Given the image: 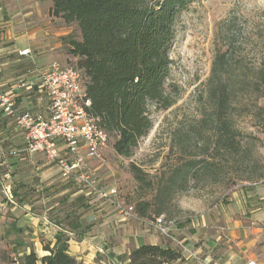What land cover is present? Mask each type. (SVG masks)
<instances>
[{
    "label": "crops",
    "instance_id": "0c3cea01",
    "mask_svg": "<svg viewBox=\"0 0 264 264\" xmlns=\"http://www.w3.org/2000/svg\"><path fill=\"white\" fill-rule=\"evenodd\" d=\"M52 4L0 0V89L10 93L19 111L44 117L50 115V101L39 73L54 61L67 63L64 37L71 33L51 14ZM103 161H89L86 170L100 186ZM78 173L63 178L56 162L30 153L15 119L0 108V250L19 257L35 250L41 257L63 233L69 253L84 264H130L132 250L143 244L176 248L178 241L188 249L182 252L184 264H264V180L234 191L190 226L173 225L169 237L143 225L142 218L120 215L85 188Z\"/></svg>",
    "mask_w": 264,
    "mask_h": 264
},
{
    "label": "trees",
    "instance_id": "16d2710c",
    "mask_svg": "<svg viewBox=\"0 0 264 264\" xmlns=\"http://www.w3.org/2000/svg\"><path fill=\"white\" fill-rule=\"evenodd\" d=\"M193 2L53 0L51 14L67 25L76 24L80 32V38L72 33L64 37L67 53L77 58L85 80L86 97L91 101L88 112L109 138H113V148L118 155L131 157L140 140L150 133L154 126L152 106L166 110L176 102L166 86L172 63L170 52L179 19ZM262 16L263 21L264 11ZM238 36L235 20L221 27L220 37L225 48L217 49L209 79L213 113L202 122L203 125L209 121L216 124L214 138L218 153L239 152L240 133L231 112L239 102L238 91L249 100L264 99V40L257 50L261 61L255 66L248 62L249 54L243 53L246 41L240 42ZM254 106L255 116L264 125V105L256 103ZM209 148L210 143H207L203 151ZM200 165L211 170L216 163L206 159L190 160L185 165V181ZM130 169L137 181H145L140 167L131 163ZM137 211L142 217L147 214L146 208L139 207ZM67 240L60 233L54 247L45 246L48 254L40 257L31 250L18 264H84L69 253ZM181 260L180 250L155 244H143L130 254V264H174Z\"/></svg>",
    "mask_w": 264,
    "mask_h": 264
},
{
    "label": "rangeland",
    "instance_id": "374dc122",
    "mask_svg": "<svg viewBox=\"0 0 264 264\" xmlns=\"http://www.w3.org/2000/svg\"><path fill=\"white\" fill-rule=\"evenodd\" d=\"M263 11L264 0H194L179 19L170 52L172 63L166 86L176 97L175 104L166 110L151 107L154 126L140 140L131 157L118 155L113 138H109L103 152L106 175L101 186L117 187L120 198L134 205L136 211L139 207L146 208V216H140L138 211L135 216L142 218L143 225L151 227L155 217L163 215L175 229L190 226L207 210L225 202L234 191L264 180V125L255 116L254 106L264 105L263 98L249 100L238 91L239 102L231 110L240 133L238 153H218L214 138L216 124L202 122L213 113L209 79L216 51L225 46L220 37L221 27L236 21L239 41L247 44L243 53L249 54L248 62L257 66L262 58L257 50L264 40ZM67 26L80 38L76 24ZM66 64L78 67L77 58L68 55ZM207 143L210 148L204 152ZM194 158L213 161L216 165L211 170L200 165L185 181V165ZM131 163L144 171V182L134 177ZM176 249L183 252L179 244ZM20 259L0 250V264H18Z\"/></svg>",
    "mask_w": 264,
    "mask_h": 264
},
{
    "label": "built area",
    "instance_id": "2783aa9c",
    "mask_svg": "<svg viewBox=\"0 0 264 264\" xmlns=\"http://www.w3.org/2000/svg\"><path fill=\"white\" fill-rule=\"evenodd\" d=\"M39 79L49 93L48 117L19 111L10 93L0 89V108L15 119L24 133L27 150L32 154L43 153L48 160L56 162L63 178H70L78 171L80 182L97 198L112 203L123 217L137 216L135 206L120 198L117 187L102 188L98 180L86 171L89 161L103 159L109 135L88 112L91 101L86 97L81 70L54 61L39 73ZM60 143L73 156L72 161L61 155ZM153 225L161 234L171 236L173 223L167 222L163 215L155 217ZM178 244L183 250H188L182 241ZM246 264L256 262L248 261Z\"/></svg>",
    "mask_w": 264,
    "mask_h": 264
}]
</instances>
